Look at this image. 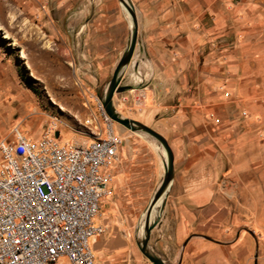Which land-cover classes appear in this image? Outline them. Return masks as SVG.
Returning <instances> with one entry per match:
<instances>
[{
    "label": "rangeland",
    "instance_id": "1",
    "mask_svg": "<svg viewBox=\"0 0 264 264\" xmlns=\"http://www.w3.org/2000/svg\"><path fill=\"white\" fill-rule=\"evenodd\" d=\"M132 1L135 7H186V90L168 91L172 83L151 68L145 77L129 70L124 83L141 87L114 95L122 116L180 133L184 121L200 116L208 122L237 119L241 132L251 119L264 117V0ZM124 17L125 31L119 22ZM129 35L119 0H0V141L12 138L17 128L36 139L50 125L64 142L105 137L98 101ZM175 83L182 85V75ZM112 122L116 130L134 133ZM192 126L195 133L186 128V137H180L186 138V163L201 160L225 169L219 180L226 205L252 240L247 256L231 257L224 250V264H264L261 237L255 236L264 211L263 129L257 125L254 136L240 137L238 184L231 188V156L190 145L205 132L202 124Z\"/></svg>",
    "mask_w": 264,
    "mask_h": 264
},
{
    "label": "crops",
    "instance_id": "2",
    "mask_svg": "<svg viewBox=\"0 0 264 264\" xmlns=\"http://www.w3.org/2000/svg\"><path fill=\"white\" fill-rule=\"evenodd\" d=\"M136 12L138 44L124 79L129 70L145 77L151 68L155 76L167 79V85L172 83L168 91L184 92L186 7H136ZM121 20L125 31L126 19L119 18V22ZM180 75L182 85L176 88L175 81ZM133 119L152 125L139 117ZM196 122L203 125L205 132L199 133L198 140H189V144L203 148L201 150L211 147L231 156L228 171L231 188L238 184L235 178L240 137L254 136L257 125L264 131V117L260 121L251 119L242 132L239 121L232 118L208 122L204 117H195L193 121L183 122V133L167 126L163 130L151 126L171 140L174 152V179L165 199L161 222L153 229L150 239L151 247L168 264H224V250L230 251L231 257L234 253L247 256L252 248L246 231H240L241 218L226 205L219 180L225 169L201 160L186 163V138L180 137H186V128L195 133L192 125ZM114 131L122 138V143L118 159L107 168L112 178L109 192L101 200L94 218L96 225L104 227V232L90 241L95 263L151 264L138 243L142 218L164 174V154L157 142L142 132L127 133L120 126ZM262 222L255 236L261 237L264 250V211ZM251 237L254 236L251 234Z\"/></svg>",
    "mask_w": 264,
    "mask_h": 264
},
{
    "label": "built area",
    "instance_id": "3",
    "mask_svg": "<svg viewBox=\"0 0 264 264\" xmlns=\"http://www.w3.org/2000/svg\"><path fill=\"white\" fill-rule=\"evenodd\" d=\"M107 135L64 142L55 126L36 139L19 128L0 141V264H96L90 240L122 138L98 101Z\"/></svg>",
    "mask_w": 264,
    "mask_h": 264
},
{
    "label": "water",
    "instance_id": "4",
    "mask_svg": "<svg viewBox=\"0 0 264 264\" xmlns=\"http://www.w3.org/2000/svg\"><path fill=\"white\" fill-rule=\"evenodd\" d=\"M119 1L126 7L131 17L132 24L130 26L129 40L114 68L113 75L108 82V86L101 102L105 112L112 120L122 124L133 132L147 134L157 142L158 146H161L165 150L166 156L163 158L164 174L142 218V235L138 244L141 252L151 264H168L151 247L150 239L153 229L161 222L162 213L165 207V199L174 179V152L164 135L141 121L122 116L117 111L114 104V95L116 93H121L131 88L141 87L140 84L124 83L125 70L132 62L138 44V17L136 7L132 0Z\"/></svg>",
    "mask_w": 264,
    "mask_h": 264
},
{
    "label": "bare ground",
    "instance_id": "5",
    "mask_svg": "<svg viewBox=\"0 0 264 264\" xmlns=\"http://www.w3.org/2000/svg\"><path fill=\"white\" fill-rule=\"evenodd\" d=\"M120 5L122 6V8H123V10L125 11V13H126V15H127V17H128V20H129V22H130V24H132V21H131V17H130V15H129V13H128V11H127V9H126V7L120 2ZM64 107V106H63ZM160 148H161V151H162V153L164 154V158H165V150L160 146ZM60 260V259H59ZM61 263V262H60ZM60 263H58V264H60ZM54 264V263H53Z\"/></svg>",
    "mask_w": 264,
    "mask_h": 264
}]
</instances>
